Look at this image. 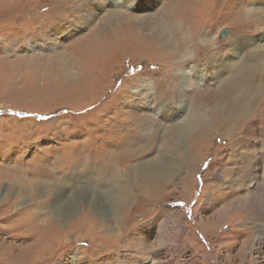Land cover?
I'll return each mask as SVG.
<instances>
[{
    "label": "rangeland",
    "instance_id": "1",
    "mask_svg": "<svg viewBox=\"0 0 264 264\" xmlns=\"http://www.w3.org/2000/svg\"><path fill=\"white\" fill-rule=\"evenodd\" d=\"M72 1L0 0V264H264V78L250 76L254 95L228 132L217 97L264 62L248 54L264 45V0H187V31L166 25L182 12L174 0ZM192 31L193 54L206 38L220 54L188 56L192 76L183 86L177 71L171 87L162 55L183 59ZM196 91L211 96L197 106ZM195 108L205 120L184 130ZM127 131L141 149L115 183L129 198L100 181ZM158 158L168 176L136 184Z\"/></svg>",
    "mask_w": 264,
    "mask_h": 264
},
{
    "label": "bare ground",
    "instance_id": "2",
    "mask_svg": "<svg viewBox=\"0 0 264 264\" xmlns=\"http://www.w3.org/2000/svg\"><path fill=\"white\" fill-rule=\"evenodd\" d=\"M65 1V0H64ZM78 0H74L72 1L71 5L72 6L75 2H77ZM96 1V0H95ZM117 1H123V2H126L127 1L130 3V4H136L137 0H117ZM138 1H141V0H138ZM186 1L187 0H174V4H178V6L181 8L182 12L178 11V12H173L171 14V16H169V20L166 21V25L169 26V27H178L181 31L186 30V28L184 27L185 26V22H187L189 19H190V16H191V8L190 7H186ZM89 3V1H88ZM189 3V2H188ZM68 4V2H67ZM91 4V3H90ZM76 5V4H75ZM85 5V4H84ZM79 6V5H78ZM82 6V5H81ZM89 6V5H88ZM67 7V6H66ZM90 7V6H89ZM80 8V7H79ZM190 8V9H189ZM81 9V8H80ZM79 9V10H80ZM85 10H88L89 11V8L86 6L84 8ZM91 9V8H90ZM196 9V8H195ZM73 11L76 12V7H74L72 9ZM77 10V11H79ZM83 10V8H82ZM93 9H91L92 11ZM188 10V11H187ZM69 11V10H68ZM187 11V12H186ZM193 11V10H192ZM71 12V11H70ZM80 12V11H79ZM195 12V11H194ZM262 13V12H260ZM170 14V13H169ZM81 16V15H80ZM252 20L253 18L249 16L243 18V22L245 23H248V25L246 26V28H253L254 26L257 25V22L256 21H251L250 19ZM195 19V18H194ZM250 22V23H249ZM184 23V24H182ZM73 24V23H72ZM243 24V23H242ZM52 25V24H51ZM181 25V26H180ZM246 25V24H245ZM206 27V26H205ZM60 28V27H59ZM175 29V28H174ZM46 30V29H45ZM245 30H240L239 31V35L241 36V32H244ZM175 32V31H174ZM173 32V33H174ZM201 32H191L189 37L187 38L186 42L184 44H181L180 47H182V49L184 50L183 51V54H184V58L182 59V55L179 56L178 54L176 53H173V54H165V55H162L163 58L165 59H169L170 62H166V63H170L169 66L171 69H173V71H171L170 69H168V71H166V74H165V77L168 81V83L171 85L174 86V83L175 82V78H174V81H172V78L171 76H175L176 72L179 71V75H178V83H181L183 84V86H185V83L187 82V79H188V75L191 74L189 73L190 71H188V69L186 70L185 68V65H183L182 63H188L186 62L187 61V57L188 56H191L190 59L193 58L192 61L194 62H197L199 59L203 58L202 55H204V58L203 60L207 59L206 62H212L215 60V57L214 55H218L220 54V46L219 45V42L218 41H215V40H212V39H209V38H206L203 40L202 44L200 47L198 48H195L196 51H197V54H193V50L190 51V49L188 47H190L189 45V42H192L193 45H195L194 43H196V41H194V37L195 36H198V34H200ZM179 34V33H178ZM206 36H209L211 34V31L209 30V32L206 31ZM99 39V38H97ZM92 42V41H91ZM99 42V41H98ZM150 45L151 48H155L157 47L159 44L153 42L152 40H149V43H147ZM178 47V46H177ZM213 48V51H210L212 50ZM259 48L261 50H259ZM264 49V45L262 47H258L256 46L255 48H252V50L249 51L248 54H253L254 57H262L264 59V54L262 52V50ZM172 51V50H171ZM170 51V52H171ZM234 51V50H232ZM181 52V51H180ZM237 52H240V51H237ZM161 53V52H160ZM194 55V57H193ZM245 55V53H244ZM202 56V57H201ZM59 59L60 61H62L64 58L63 56H60L59 55ZM177 59V60H176ZM179 59H182L181 62H178ZM260 61V60H259ZM65 62V61H63ZM263 63V65H261ZM203 66V65H202ZM242 69V68H241ZM193 71V70H192ZM194 72V71H193ZM192 72V73H193ZM257 75V78H260V76L262 78H264V62H261L260 64L258 63V65H248L247 67H244L242 70H240L238 72V75L235 76V74L231 77H229L225 82H224V89L221 93L217 94V97H219L222 101H224L226 103V105H228V108H227V116H226V119H225V123L227 124L228 128H227V132L232 130L235 126V122L233 119L236 118H239L240 115L244 112L245 108L248 106V102L250 101L251 102V99L253 97L254 94H251L252 92V86H251V79H250V76L251 75ZM202 74V73H201ZM164 76V75H163ZM192 76V74H191ZM191 79V78H190ZM177 81V80H176ZM189 81V80H188ZM184 89V88H183ZM203 92V91H201ZM211 92V91H210ZM199 94L198 91L195 92L194 96H195V105L197 106H200L202 105L201 103L204 102L206 103V100L209 96L211 95H205L203 97V100H200L199 97H197ZM212 95H215V93H212ZM177 96H180L181 98L184 97V94H183V91L181 92V94H177ZM203 103V104H204ZM203 108V106H202ZM195 110V111H194ZM193 110V113H191V116L189 117L190 119L187 120L188 124L186 126L183 127V129L185 130L186 127L187 128H191V127H194L195 125H198V124H201L202 121L204 122L205 120V116L202 113V111L200 112V110L198 108H195ZM135 115V114H134ZM222 115V114H221ZM133 117V116H132ZM140 117V116H139ZM142 118V117H141ZM145 118V117H144ZM222 118V117H221ZM139 119V118H138ZM147 119V118H146ZM130 121V120H128ZM132 125L135 127H138V129H140L142 127V123L140 125H137L138 123L135 122L134 119L131 120ZM230 122V124H229ZM205 125V124H204ZM230 125V126H229ZM144 126V124H143ZM181 127V126H180ZM176 130L179 132V135H180V131L182 130H179L177 127H175ZM130 129H133L130 128ZM129 129V130H130ZM134 131V130H133ZM175 131V130H174ZM128 135L126 137H124L123 140H121V142H123L124 144L121 145L120 149L119 150H116V152H114L113 155H110L111 157H114V160H111L109 161V164H110V167H108V171L106 172V176L104 177L105 181L103 182L100 178V181L107 185L108 187V191L109 193H111V191L113 192H116V193H120V194H124L126 193L125 195V198H129L127 197V193L129 192V185L128 183L126 182L123 183V182H116L115 183V179L118 177L119 174H117L119 171V168L118 166L125 163L122 159L126 160V162L128 161H131L133 158H135L139 152H137V150H140L141 148L138 147V148H134L133 146H135V144H137V142H135V138H136V135H135V138L133 136V132H130V131H127L126 132ZM203 135V134H202ZM202 135H199V136H202ZM204 137V136H203ZM138 138L139 140H143V137H140V135L138 134ZM133 139V140H131ZM137 140V138H136ZM135 142V143H134ZM147 143V142H146ZM146 146V145H145ZM143 150V149H142ZM116 158L118 159L119 158V161H115ZM133 161V160H132ZM85 163V162H84ZM165 161L162 160L161 158H158L157 160H155L154 164H151L149 166H144L145 168L143 169V173L141 172L140 175L139 174H136L134 175V177H136V184L138 183V185H140L141 187L145 185V183H148V184H156V182L153 180L154 178H156L155 174H159L160 176V173H162L164 175V177H167L168 175H165L167 174L168 171V165L167 164H164ZM108 164V165H109ZM148 165V164H147ZM106 169V168H105ZM102 175V174H101ZM102 177V176H101ZM149 178V179H146V178ZM110 178V179H109ZM127 178V177H126ZM92 180V179H91ZM149 180V181H147ZM140 182H145V183H140ZM143 184V185H142ZM30 186V185H29ZM33 187V186H32ZM83 187V186H82ZM88 189V188H87ZM86 189V187H83L81 189H78V191L80 190L82 192V194H88V192H90V196H94L93 194L96 192H94V187L92 188V190L90 189V191H88ZM96 189V188H95ZM31 190V189H30ZM87 190V191H86ZM87 192V193H86ZM81 196V195H80ZM119 198V197H118ZM77 199V198H76ZM123 200V199H122ZM128 200L129 199H125L124 201L126 202V205L128 203ZM115 202V205H119V204H122L123 202L119 201V200H113L112 201V204H114ZM90 210V209H89ZM35 211V210H34ZM85 212V211H84ZM35 213V212H34ZM41 213V212H40ZM90 212H87L85 213V218L86 219H90ZM37 216H35L36 218ZM32 218V216H31ZM45 218V217H44ZM38 219V218H37ZM40 219V218H39ZM83 217H78V219L76 220L75 219V222H74V226H76V228H79L81 224V222L83 221ZM43 220V219H42ZM32 221H35V219H32L29 223H31ZM54 221V220H53ZM43 222V221H42ZM24 223H27V225H29L28 222H24ZM24 225V224H23ZM35 226V225H34ZM30 229V226L28 227ZM75 229V228H74ZM27 230V229H26ZM58 232V230H57ZM60 232H65V230L63 231H60ZM68 232V231H67ZM67 232L65 233H62V234H57V238L58 240L60 241V238L63 236H65L67 234ZM57 240V239H56ZM49 241V239L47 240V242ZM58 241V242H59ZM50 242V241H49ZM61 245V244H60ZM60 245H58V250H60ZM46 249V248H45ZM57 250V251H58ZM55 251V250H54ZM56 251V252H57ZM55 252V253H56ZM53 253V252H51ZM47 255V254H46ZM46 255H42V256H35L36 258H44V262H50L51 259L50 257L48 258V256L46 257ZM33 256V255H32ZM62 256V255H61ZM34 257V256H33ZM49 264V263H47Z\"/></svg>",
    "mask_w": 264,
    "mask_h": 264
},
{
    "label": "water",
    "instance_id": "3",
    "mask_svg": "<svg viewBox=\"0 0 264 264\" xmlns=\"http://www.w3.org/2000/svg\"><path fill=\"white\" fill-rule=\"evenodd\" d=\"M227 34V31L226 30H222L221 33H220V36L221 37H225Z\"/></svg>",
    "mask_w": 264,
    "mask_h": 264
}]
</instances>
